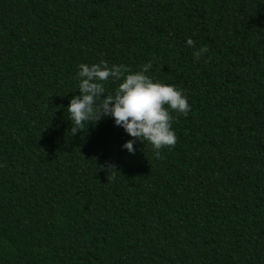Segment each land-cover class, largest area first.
Returning <instances> with one entry per match:
<instances>
[{
	"label": "trees",
	"instance_id": "16d2710c",
	"mask_svg": "<svg viewBox=\"0 0 264 264\" xmlns=\"http://www.w3.org/2000/svg\"><path fill=\"white\" fill-rule=\"evenodd\" d=\"M100 60L183 90L174 146L73 133ZM0 264H264V0H0Z\"/></svg>",
	"mask_w": 264,
	"mask_h": 264
},
{
	"label": "clouds",
	"instance_id": "9594fccd",
	"mask_svg": "<svg viewBox=\"0 0 264 264\" xmlns=\"http://www.w3.org/2000/svg\"><path fill=\"white\" fill-rule=\"evenodd\" d=\"M189 47L194 41L188 38ZM200 52L194 51V60ZM151 62L132 71L124 64H112L105 60L98 63L78 65L76 73L79 95H74L67 106V116L75 134L84 122H99L111 117L114 125L121 127L131 137L122 144V149L132 154L137 140L151 145L157 156L163 148L176 143L172 128V112L186 115L190 109L188 97L175 85L154 81L146 75ZM119 81L113 92L106 94L109 80Z\"/></svg>",
	"mask_w": 264,
	"mask_h": 264
}]
</instances>
